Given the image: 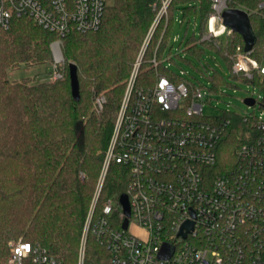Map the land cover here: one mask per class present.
<instances>
[{"label":"trees","instance_id":"trees-1","mask_svg":"<svg viewBox=\"0 0 264 264\" xmlns=\"http://www.w3.org/2000/svg\"><path fill=\"white\" fill-rule=\"evenodd\" d=\"M161 4V0H113L97 30L72 31L62 38L64 61L56 64L61 77L48 81L35 82L30 77L10 80L7 71L54 62L51 43L59 35L28 15L12 18L7 29L0 27V264H7L10 239L20 237L39 241L65 264L77 263L127 83ZM257 4V0H229L230 6L250 9ZM175 7L181 8V22L187 23L178 41L185 53L202 58L212 49L232 70L236 46L245 45L238 32L226 39L204 41L195 31L187 36L193 20L197 23L200 19V33L205 31L211 0H172L168 18L161 17L147 43L136 87L153 85L161 75L174 83L191 81L163 64L154 67L149 63L157 45L159 57L167 51L172 54ZM250 20L257 38L252 56L264 63L263 12L251 11ZM174 55L186 59L179 52ZM70 63L77 65L78 98L72 89ZM207 73L211 92L228 83L217 69ZM231 79L259 82L232 71ZM99 95H104L106 102L97 112L93 106ZM219 117L232 121L218 146L217 172L235 163L237 149L249 131V122L240 114L226 111ZM129 181V168L111 161L94 213H99L109 198L119 202ZM107 257V251L89 233L85 264H102Z\"/></svg>","mask_w":264,"mask_h":264},{"label":"built area","instance_id":"built-area-1","mask_svg":"<svg viewBox=\"0 0 264 264\" xmlns=\"http://www.w3.org/2000/svg\"><path fill=\"white\" fill-rule=\"evenodd\" d=\"M171 1L161 0V9L134 63L76 264H85L89 233L107 251L108 260L102 264H264V118L254 113L241 115L249 122L246 141L237 149L235 163L217 172L218 146L232 120L204 113L210 91L191 81L174 83L164 75L153 85L135 86L147 43L161 17L168 18ZM257 1V7L250 9L230 6L229 0H211L200 41L226 39L235 32L224 23L223 12L228 8L245 10L249 16L251 11L264 15V0ZM111 2L0 0V27L9 28L14 17L30 16L59 35L53 47L60 59L62 38L72 31L97 30ZM158 46L149 59L154 67L164 65ZM244 48L236 46L232 72L250 81L258 78L253 84L261 86L264 63L252 56L254 47ZM59 77L56 68L53 79ZM105 102L104 95L96 97L95 110L101 111ZM111 161L129 168L126 229L122 227L126 215L120 201L109 198L102 210L94 213ZM187 222L193 223L192 228ZM131 224L139 232L130 231ZM164 243L173 248L169 257L161 256ZM7 264L65 263L39 241L20 239L9 242Z\"/></svg>","mask_w":264,"mask_h":264},{"label":"rangeland","instance_id":"rangeland-1","mask_svg":"<svg viewBox=\"0 0 264 264\" xmlns=\"http://www.w3.org/2000/svg\"><path fill=\"white\" fill-rule=\"evenodd\" d=\"M113 1V0H112ZM182 10L179 7H175L174 10V26L172 31V41L174 43L173 51L170 54L167 51L164 56V65L173 72L183 75L186 79L191 80L198 86H202L204 89L212 88V80L208 77L207 72H211L213 69L219 70L226 77L228 83H224L219 87L217 91H210L209 100L210 103H206L204 113L209 116H220L226 111L248 115L251 113L264 118V89L260 85H254L247 81H237L231 79V67L216 51L207 49L199 58L195 55L187 54L183 51V48L178 47V41L183 38L187 29L186 21L181 22ZM195 31L197 37L200 35V19L197 23L190 22L188 26V35H191ZM177 38V40H176ZM224 39V38H223ZM58 40V39H56ZM51 43V50L54 62L42 65H21L19 67L10 68L7 71V76L10 80L20 79L23 77H30L35 82L48 81L53 79L55 71V61L62 63L64 61V55L62 52L61 42V58L56 56L53 43ZM179 52L184 58L176 57L174 54ZM139 54V53H138ZM138 57V56H137ZM58 59V60H57ZM253 96L256 99L255 105H248L245 103L247 97ZM94 109V106H93ZM130 231L139 232L134 224L130 225ZM23 238H12V240H20Z\"/></svg>","mask_w":264,"mask_h":264},{"label":"water","instance_id":"water-1","mask_svg":"<svg viewBox=\"0 0 264 264\" xmlns=\"http://www.w3.org/2000/svg\"><path fill=\"white\" fill-rule=\"evenodd\" d=\"M224 23L231 27L233 31L241 34L245 44V50H251L256 43V35L253 31L251 20L249 14L242 9L239 8H228L223 12ZM70 78L72 89L75 97H79V87H78V77H77V65L75 63H70ZM254 98L247 97L245 99V103L248 105L254 104ZM124 214L126 215L122 227L124 229L128 226L129 216H130V203L129 197L127 193H123L119 199ZM186 226L190 229L193 226L192 222H187ZM173 252V248L168 243H164L163 249L161 251V256L169 257Z\"/></svg>","mask_w":264,"mask_h":264},{"label":"bare ground","instance_id":"bare-ground-1","mask_svg":"<svg viewBox=\"0 0 264 264\" xmlns=\"http://www.w3.org/2000/svg\"><path fill=\"white\" fill-rule=\"evenodd\" d=\"M55 50H56V51H55L56 56L59 57L58 49H55Z\"/></svg>","mask_w":264,"mask_h":264},{"label":"crops","instance_id":"crops-1","mask_svg":"<svg viewBox=\"0 0 264 264\" xmlns=\"http://www.w3.org/2000/svg\"><path fill=\"white\" fill-rule=\"evenodd\" d=\"M191 4V3H190Z\"/></svg>","mask_w":264,"mask_h":264}]
</instances>
